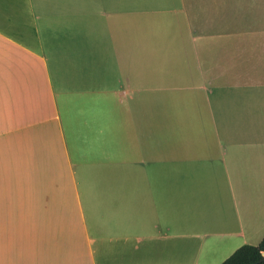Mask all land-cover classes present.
Returning <instances> with one entry per match:
<instances>
[{"label":"crops","instance_id":"obj_1","mask_svg":"<svg viewBox=\"0 0 264 264\" xmlns=\"http://www.w3.org/2000/svg\"><path fill=\"white\" fill-rule=\"evenodd\" d=\"M263 238L264 0H0V264Z\"/></svg>","mask_w":264,"mask_h":264},{"label":"trees","instance_id":"obj_2","mask_svg":"<svg viewBox=\"0 0 264 264\" xmlns=\"http://www.w3.org/2000/svg\"><path fill=\"white\" fill-rule=\"evenodd\" d=\"M221 264H264V238L258 245L241 246Z\"/></svg>","mask_w":264,"mask_h":264}]
</instances>
